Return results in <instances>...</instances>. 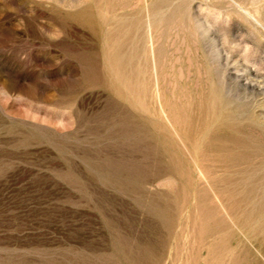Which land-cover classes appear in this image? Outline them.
Listing matches in <instances>:
<instances>
[{
	"label": "rangeland",
	"instance_id": "1",
	"mask_svg": "<svg viewBox=\"0 0 264 264\" xmlns=\"http://www.w3.org/2000/svg\"><path fill=\"white\" fill-rule=\"evenodd\" d=\"M262 171L264 0H0V264H264Z\"/></svg>",
	"mask_w": 264,
	"mask_h": 264
},
{
	"label": "bare ground",
	"instance_id": "2",
	"mask_svg": "<svg viewBox=\"0 0 264 264\" xmlns=\"http://www.w3.org/2000/svg\"><path fill=\"white\" fill-rule=\"evenodd\" d=\"M149 21H150V20H149ZM130 22H131V21H130ZM148 23H149V22H148ZM149 28H151V27H149ZM149 33H150V32H149ZM150 34H151V33H150ZM149 36H150V35H149ZM150 42H151V41H150ZM151 43H152V42H151ZM151 43H150V44H151ZM151 45H152V44H151ZM152 57H153V56H152ZM152 60H153V59H152ZM221 84H222V83H221ZM170 91H172V90H170ZM154 93H155V92H154ZM188 95H189V94H188ZM162 96H163V95H162ZM160 97H161V96H160ZM159 105H161V104H159ZM161 110H162V109H161ZM163 114H164V113H163ZM164 117H165V116H164ZM169 117H170V116H169ZM169 117H168V118H169ZM170 119H171V118H170ZM167 120H168V119H167ZM209 120H210V119H209ZM169 123H170V122H169ZM173 124H174V123H173ZM172 126H173V125H172ZM182 126H183V125H182ZM169 128H170V127H169ZM175 128H176V127H175ZM216 128H217V127H216ZM218 128H220V127L218 126ZM173 130H174V129H173ZM218 131H219V130H218ZM221 131H222V130H221ZM237 132H238V131H237ZM175 133H176V132H175ZM216 133H217V132H216ZM243 133H244V132H243ZM198 135H199V134H198ZM220 135H221V134H220ZM184 136H185V135H184ZM172 137H173V136H172ZM209 137H210V136H209ZM244 137H245V136H244ZM178 138H179V136H178ZM257 139H258V138H257ZM161 140H162V138H161ZM175 140H176V138H175ZM223 140H224V139H223ZM260 140H261V139H260ZM177 141H178V140H176V142H177ZM179 141L181 142L180 139H179ZM204 141H206V140H204ZM221 141H222V140H221ZM172 142H173V141H172ZM187 142H188V141H187ZM225 142H226V141H225ZM225 142H223V143H225ZM237 142H238V141H236V143H237ZM243 142H245V141H243ZM243 142H241V143H243ZM200 143H201V142H200ZM213 143H214V142H213ZM221 143H222V142H221ZM255 143H256V142H255ZM178 144H179V143H178ZM190 144H191V143H190ZM216 144H217V143H216ZM256 144H257V143H256ZM182 145H183V144H182ZM201 145H202V144H201ZM176 146H177V145H176ZM180 146H181V145H180ZM226 146H227V145H226ZM250 146H251V145H250ZM159 147H160V146H159ZM169 147H170V146H169ZM177 147H178V146H177ZM183 147H184V146H183ZM192 147H193V146H192ZM213 147H214V146H213ZM193 148H194V147H193ZM191 149H192V148H191ZM214 149H215V147H214ZM175 150H177V149H175ZM175 150H174V151H175ZM185 150H186V148H185ZM189 150H190V149H189ZM229 150H230V149H229ZM231 150H232V149H231ZM259 150H260V149H259ZM174 151H173V154H175ZM175 152H176V151H175ZM177 152H178V151H177ZM186 152H187V150H186ZM190 152H191V151H190ZM237 152H238V151H237ZM252 152H253V151H252ZM168 153H169V152H168ZM191 153H192V152H191ZM204 153H205V151H204ZM246 153H247V152H246ZM246 153H245V154H246ZM254 153H255V152H254ZM170 154H171V153H170ZM184 154H185V153H184ZM188 154H189V152H188ZM226 154H227V153H226ZM252 154H253V153H252ZM255 154H257V153H255ZM181 155H182V153H181ZM185 155H186V154H185ZM192 155H193V154H192ZM207 155H208V154H207ZM211 155H212V154H211ZM239 155H240V154H239ZM175 156H176V155H175ZM178 156H179V155H178ZM189 156H190V155H189ZM194 156H195V155H194ZM254 156H255V155H254ZM192 157H193V156H192ZM236 157H237V156H236ZM257 157H258V156H257ZM171 158H172V157H171ZM171 158H170V159H171ZM197 158H198V156H197ZM206 158H207V157H206ZM237 158H238V157H237ZM173 159H175V158H173ZM183 159H185V158H183ZM193 159H194V158H193ZM222 159H223V158H222ZM222 159H221V160H222ZM231 159H232V158H231ZM208 160H209V158H208ZM235 160H236V158H235ZM171 161H172V160H171ZM193 161H194V160H193ZM195 161H197V160H195ZM232 161H233V160H232ZM210 162H211V160H210ZM217 162H219V161H217ZM172 163H173V162H172ZM186 163H187V162H186ZM197 163H198V162H197ZM213 163H214V162H213ZM222 163H223V162H222ZM222 163H221V164H222ZM232 163H233V162H232ZM175 164H177V163H175ZM187 164H188V163H187ZM215 164H216V163H215ZM218 164H219V163H218ZM218 164H216V165H218ZM227 164H228V163H227ZM237 164H238V163H237ZM172 165H173V164H172ZM207 165H208V164H207ZM209 165H210V168H211V164H210V163H209ZM209 165H208V166H209ZM239 165H240V164H239ZM178 166H179V165H178ZM180 166H181V165H180ZM186 166H187V165H186ZM212 166H213V164H212ZM214 166H215V165H214ZM175 167H176V166H175ZM173 168H174V167H173ZM176 168H177V167H176ZM180 168H182V167H180ZM197 168H199V167H197ZM207 168H209V167H207ZM210 168H209V169H210ZM225 168H226V167H225ZM231 168H232V167H231ZM231 168H230V169H231ZM255 168H256V167H255ZM232 169H233V168H232ZM245 169H246V168H245ZM175 170H176V169H175ZM177 170H178V169H177ZM213 170H214V169H213ZM213 170H210V171H213ZM219 170H220V169H219ZM226 170H228V169H226ZM180 171H181V170H180ZM198 171H199V170H198ZM203 171H204V170H203ZM234 171H236V170H234ZM258 171H259V170H258ZM258 171H257V174H260V172L258 173ZM260 171H261V170H260ZM200 172H201V169H200ZM200 172H196V173H200ZM207 172H209L208 169H207ZM215 172H217V170H216ZM220 172H221V171H220ZM220 172H219V173H220ZM222 172H223V171H222ZM222 172H221V173H222ZM228 172H229V171H228ZM230 172H231V171H230ZM248 172H249V170H248ZM248 172L245 171V173H247V175H248ZM262 172H264V171H262ZM262 172H261V173H262ZM175 173H176V172H175ZM175 173H174V174H175ZM212 173H213V172H212ZM221 173H220V174H221ZM232 173H233V171H232ZM236 173H237V172H236ZM181 174H182V173H181ZM201 174H202V173H201ZM229 174H230V173H229ZM187 175H188V174H187ZM197 175H198V174H197ZM170 176H171V175H170ZM179 176H180V174H179ZM188 176H189V175H188ZM204 176H205V175H204ZM204 176H203V177H204ZM207 176H208V174H207ZM230 176H231V175H230ZM237 176H238V175H237ZM209 177H210V176H209ZM239 177H240V176H239ZM251 177H252V176H251ZM143 178H144V177H143ZM175 178H176V175H175ZM188 178H189V177H188ZM205 178H207V177H205ZM216 178H217V177H216ZM220 178H221V177H220ZM196 179H198V178H196ZM200 179H201V178H200ZM227 179H228V178H227ZM244 179H246V178H244ZM144 180H145V179H144ZM210 180H211V179L209 178V181H210ZM247 180L249 181V179H247ZM261 180H262V179H261ZM176 181H177V180H176ZM188 181H189V179H188ZM190 181H191V180H190ZM193 181H194V180H193ZM197 181H198V180H197ZM250 181H251V180H250ZM259 181H260V180H259ZM143 182H144V181H143ZM177 182H178V181H177ZM210 182H211V181H210ZM215 182H216V181H215ZM220 182H222V181H220ZM254 182H256L255 179H254ZM186 183H187V182H186ZM203 183H204V181H203ZM206 183H207V182H206ZM230 183H231V182H230ZM246 183H247V182H246ZM252 183H253V182H252ZM257 183H258V182H257ZM194 184H195V183H194ZM197 184H198V183H197ZM199 184H200V183H199ZM210 184H211V183H210ZM220 184H221V183H220ZM249 184H250V183H249ZM223 185H224V184H223ZM195 186H196V185H195ZM209 186H210V185H209ZM230 186H231V185H230ZM248 186H249V185H248ZM252 186H253V185H252ZM256 186H258V185H256ZM261 186H264V185H261ZM141 187H142V186H141ZM176 187H177V186H176ZM176 187H174V189H175ZM197 187L200 188V186H197ZM206 187H207V186H206ZM226 187H227V186H226ZM226 187H224V188H226ZM233 187H235V186H233ZM258 187H259V186H258ZM172 188H173V187H172ZM178 188H179V187H178ZM141 189H142V188H141ZM210 189H212V186H211ZM228 189H229V188H228ZM194 190H195V189H194ZM139 191H140V190H139ZM186 191H187V190H186ZM200 191H201V189H200ZM212 191H213V190H212ZM228 191H229V190H228ZM228 191H225V192H228ZM152 192H153V191H152ZM172 192H174V191H172ZM179 192H180V191H179ZM181 192H182V191H181ZM184 192H185V191H184ZM140 193H141V192H140ZM177 194H178V192H177ZM177 194H176V195H177ZM179 194H180V193H179ZM184 194H185V193H184ZM214 194H215V192H214ZM234 194H235V192H234ZM262 194H264V193H262ZM262 194H261V195H262ZM191 195H192V191H191ZM200 195H201V194H200ZM218 195H219V194H218ZM225 195H226V193H225ZM154 196H155V195H154ZM227 196H228V195H227ZM235 196H236V195H235ZM172 197H173V196H172ZM180 197H181V196H180ZM191 197H192V196H191ZM193 197H195V195H193ZM213 197H214V196H213ZM141 198H142V197H141ZM175 198H176V197H175ZM184 198H185V197H184ZM220 198H221V197H220ZM225 198H226V197H225ZM151 199H152V198H151ZM243 199H244V198H243ZM246 199H248V198H246ZM190 200H191V199H190ZM179 201H181V200H179ZM237 201H239V200H237ZM252 201H253V200H252ZM256 201H257V200H256ZM154 202H155V200H154ZM162 202H163V200H162ZM176 202H178V201L176 200ZM185 202H186V200H185ZM185 202H184V203H185ZM224 202H225V201H224ZM228 202H229V201H228ZM230 202H232V201H230ZM149 203H150V202H148L147 204H149ZM179 203H181V202H179ZM186 203H187V202H186ZM186 203H185V204H186ZM194 203H195V202H194ZM225 203H226V202H225ZM234 203H235V202H234ZM257 203H258V201H257ZM140 204H141V203H140ZM144 204H145V202H144ZM160 204H161V203H160ZM217 204L220 205L218 202H217ZM226 204H227V203H226ZM242 204H244V203H242ZM262 204H264V203H262ZM168 205H169V204H168ZM187 205H188V204H187ZM199 205H200V204H199ZM159 206H160V205H159ZM184 206H185V205H184ZM227 206H228V205H227ZM257 206H258V205H257ZM177 207H178V206H177ZM180 207H181V206H179V208H180ZM186 207H187V206H186ZM186 207H185V208H186ZM219 207H220V206H219ZM253 207H254V206H253ZM147 208H148V207H147ZM150 208H151V207H150ZM183 208H184V207H183ZM191 208H192V207H191ZM227 208H228V207H227ZM243 208H244V207H243ZM175 209H176V208H175ZM220 209H221V208H220ZM222 209H223V207H222ZM245 209H246V208H245ZM250 209H251V208H250ZM252 209H253V208H252ZM147 210H148V209H147ZM152 210H154V212H155V208L153 209V207H152ZM255 210H256V209H255ZM255 210H254V211H255ZM173 211H174V210H173ZM167 212H168V210H167ZM176 212H177V211H176ZM193 212H194V210H193ZM249 212H250V211H249ZM249 212H248V214H249ZM251 212H253V211H251ZM258 212H259V211H258ZM174 213H175V212H174ZM186 213L188 214V212H186ZM160 214H161V213H160ZM175 214H176V213H175ZM184 214H185V213H184ZM223 214H225V213H223ZM256 214H257V213H256ZM166 215H167V214H166ZM188 215H189V214H188ZM226 215H227V214H226ZM253 215L255 216V214H253ZM253 215H252V216H253ZM170 216H171V215H170ZM175 216H176V215H175ZM175 216H174V218H175ZM177 216H178V214H177ZM191 216H192V215H191ZM246 216H247V215H246ZM249 216H250V215H249ZM257 216H258V215H257ZM194 217H195V216H194ZM226 217H227V216H226ZM239 217H240V216H239ZM244 217H245V216H244ZM157 218H158V217H157ZM202 218H203V217H202ZM254 218H255V217H254ZM259 218H260V217H259ZM176 219H177V218H176ZM182 219H183V218H182ZM190 219H192V218H190ZM195 219H197V217H196ZM215 219H216V218H215ZM250 219H252V218H249L248 220H250ZM204 220H205V219H204ZM207 220H208V219H207ZM243 220H244V219H243ZM183 221H184V220H183ZM183 221H182V222H183ZM205 221H206V220H205ZM256 221H257V220H256ZM206 222H208V221H206ZM245 222H246V221H245ZM262 222H264V221H262ZM262 222H261V223H262ZM187 223H188V222H187ZM210 223H211V222H210ZM218 223H219V222H218ZM249 223H250V222H249ZM254 223H255V222H254ZM261 223H259V224H261ZM179 224H180V223H179ZM202 224L205 225V223H202ZM206 224H209V222L206 223ZM213 224H214V222H213ZM215 224H216V223H215ZM245 224H246V223H245ZM262 224H264V223H262ZM188 225H190V224H188ZM210 225H211V224H210ZM224 225H225V224H222V223H221V225H219V226H222V228H225ZM252 225H253V224H252ZM208 226H209V225H208ZM211 226H212V225H211ZM214 226H215V225H214ZM262 226H264V225H262ZM212 227H213V226H212ZM216 227H217V226H215V228H216ZM259 227H260V226H259ZM259 227H258V228H259ZM203 228H204V227H203ZM206 228H207V227H206ZM227 228H228V227H227ZM236 228H237V227H236ZM258 228H257V229H258ZM204 229H205V228H204ZM217 229H219V228H217ZM246 229H247V228H246ZM253 229H254V228H253ZM257 229H256V230H257ZM238 230H239V229H238ZM241 230H242V229H241ZM207 231H208V228H207ZM243 231H244V229H243ZM245 231H246V230H245ZM245 231H244V233H245ZM258 231H259V230H258ZM176 232H178V231H176ZM193 232H194V231H193ZM197 232H198V231H197ZM197 232H196V230H195V234H196ZM204 232H205V231H204ZM209 232H210V231H209ZM216 232H217V231H216ZM221 232H222V231H221ZM232 232H233V231H232ZM250 232H251V231H250ZM259 232H260V231H259ZM206 233H208V232H206ZM206 233H205V234H206ZM212 233H213V232H212ZM217 233L219 234V231H218ZM248 233H249V232H248ZM256 233H257V232H256ZM169 234H170V233H169ZM200 234H201V233H200ZM203 234H204V233H202V235H203ZM208 234H209V233H208ZM208 234H207V236H208ZM245 234H246V233H245ZM254 234H255V233H254ZM254 234H253V235H254ZM257 234H259V233H257ZM167 235H168V233H167ZM175 235H176V234H175ZM210 235H211V234H210ZM246 235H247V234H246ZM249 235H251V234H248L247 236L249 237ZM197 236H199V235H197ZM218 236H220V235H218ZM218 236H217V238H218ZM254 236H255V235H254ZM259 236H260V235H259ZM208 237H209V236H208ZM212 237H213V239H212V241H213V240H214V236H212ZM252 237H253V236H252ZM257 237H258V236H257ZM170 238H171V237H170ZM174 238H175V237H174ZM197 238H200V237H197ZM201 238H202V236H201ZM201 238H200V239H201ZM204 238H206V237H204ZM204 238H202V239H204ZM209 238H210V237H209ZM220 238H221V237H220ZM171 239H172V238H171ZM248 239H249V238H248ZM172 240H173V239H172ZM174 240H175V239H174ZM190 240H191V239H190ZM217 240H219V239H217ZM203 241H204V240H203ZM206 241H207V239L205 240V242H206ZM262 241H264V240H262ZM190 242H191V241H190ZM193 242H194V241H193ZM205 242H204V244H205ZM207 242H209V240H208ZM201 243H202V242H201ZM211 243H218V242L213 241V242H211ZM219 243H223L221 239L219 240ZM224 243H225V242H224ZM228 243H229V242H228ZM175 244H176V242H175ZM204 244H203V245H204ZM209 244H210V242H209ZM173 245H174V244H173ZM201 245H202V244H201ZM205 245H206V244H205ZM205 245H204V247H205ZM207 245H208V244H207ZM207 245H206V247H207ZM212 245H214V244H212ZM212 245H210V247H212ZM146 246H147V245H146ZM194 246H195V245H194ZM221 246H222V245H221ZM221 246H220V248H221ZM138 247H140V245H139ZM196 247H197V246H196ZM210 247H208V248H210ZM223 247H224V246H223ZM118 248H119V247H118ZM208 248H207V249H208ZM214 248H215V247H214ZM225 248H226V247H224V250H225ZM119 249H120V248H119ZM145 249H146V248H145ZM207 249L205 248V251H207ZM212 249H213V248H211L210 253L214 252V250L212 251ZM198 250H200V248H199ZM208 250H209V249H208ZM144 251H146V250H144ZM216 251H219V250L216 249ZM216 251H215V252H216ZM118 252H119V251H118ZM138 252H139V251H138ZM142 252H143V251H142ZM208 252H209V251H208ZM222 252H224V251H222ZM116 253H117V251H116ZM205 253H206V252H205ZM210 253H209V254H210ZM217 253H218V252H217ZM217 253H216V254H217ZM140 254H141V253H140ZM218 254H219V253H218ZM220 254H221V253H220ZM214 255H215V254H214ZM138 256H139V255H138ZM138 256H137V257H138ZM195 256H196V255H195ZM206 256H207V254H206ZM210 256H212V254H211ZM215 256H216V255H215ZM215 256H214V257H215ZM222 256H223V254L221 255V257H222ZM153 257H154V256H153ZM153 257H152V258H153ZM219 257H220V256H219ZM196 258H197V257H196ZM198 258L200 259V257H198ZM198 258H197V259H198ZM204 258H205V257H204ZM204 258H201V259L203 260ZM206 258H207V257H206ZM211 258H213V257H211ZM223 258H224V257H222L220 260H223ZM136 259H137V258H136ZM136 259H135V260H136ZM215 259H216V258H215ZM218 259H219V258L217 257V261H218ZM209 261H210V259H209ZM115 262H116V260H115ZM117 262H118V261H117ZM138 262H139V261H138ZM140 262H141V261H140ZM203 262H204V261H203ZM207 262H208V261H207ZM207 262H206V263H207ZM210 262H213V261H210ZM220 262H221V261H220ZM204 263H205V262H204ZM216 263H218V262H216ZM216 263L214 262V264H216ZM222 263H223V262H222ZM119 264H120V263H119ZM207 264H208V263H207ZM218 264H219V263H218ZM220 264H221V263H220Z\"/></svg>",
	"mask_w": 264,
	"mask_h": 264
}]
</instances>
